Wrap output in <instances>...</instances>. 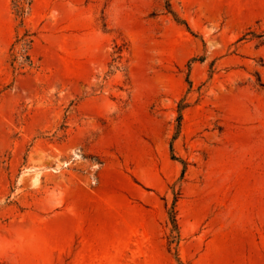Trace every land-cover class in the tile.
<instances>
[{
  "label": "rangeland",
  "instance_id": "374dc122",
  "mask_svg": "<svg viewBox=\"0 0 264 264\" xmlns=\"http://www.w3.org/2000/svg\"><path fill=\"white\" fill-rule=\"evenodd\" d=\"M0 264H264V0H0Z\"/></svg>",
  "mask_w": 264,
  "mask_h": 264
},
{
  "label": "trees",
  "instance_id": "16d2710c",
  "mask_svg": "<svg viewBox=\"0 0 264 264\" xmlns=\"http://www.w3.org/2000/svg\"><path fill=\"white\" fill-rule=\"evenodd\" d=\"M175 222V220H173V223Z\"/></svg>",
  "mask_w": 264,
  "mask_h": 264
}]
</instances>
